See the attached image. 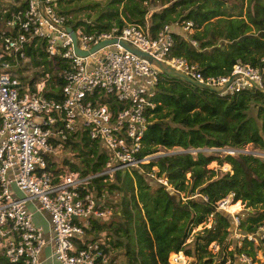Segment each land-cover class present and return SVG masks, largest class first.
Listing matches in <instances>:
<instances>
[{
    "label": "built area",
    "instance_id": "obj_1",
    "mask_svg": "<svg viewBox=\"0 0 264 264\" xmlns=\"http://www.w3.org/2000/svg\"><path fill=\"white\" fill-rule=\"evenodd\" d=\"M58 1L42 0L51 21L41 12L39 0L29 1L22 20L12 15L0 21V264H48L43 252L51 242L54 247L48 258L59 264H112L102 247L108 244L106 234L94 238L87 232L93 220L114 214L113 200L107 192L97 193L96 180L112 182L118 172L139 168L147 178L173 187L157 167L142 166L156 154L138 156L162 73L174 69L194 84L222 94L248 88L264 91V76L251 65L238 63L230 76L210 78L186 57H169L172 25H165L155 37L149 22L101 34H88L80 26L75 30L81 50L118 38L148 52L153 60L120 43L80 56L62 28L67 24L56 12ZM183 32L187 38L194 32L191 21L183 24ZM43 52L54 65L59 58L67 61L60 70L61 83L51 72L31 76V57ZM51 85L55 88L49 89ZM82 134L107 152L103 170L83 174L63 165H58L61 171L53 168L52 159L74 156L72 143ZM232 200L234 194L219 201L217 208L227 209ZM39 216L47 220L48 228ZM234 217L240 225L239 216ZM239 237L264 245V224ZM182 253H173L169 263L183 264ZM240 255L242 262L250 263V256Z\"/></svg>",
    "mask_w": 264,
    "mask_h": 264
},
{
    "label": "trees",
    "instance_id": "obj_2",
    "mask_svg": "<svg viewBox=\"0 0 264 264\" xmlns=\"http://www.w3.org/2000/svg\"><path fill=\"white\" fill-rule=\"evenodd\" d=\"M12 1L5 6L0 2V21L12 15L23 19L30 0ZM82 1L61 0L56 4L57 14L75 29L83 26L88 34H101L149 22L155 37L165 25L191 21L194 32L188 38L172 34L169 57H186L210 78L230 76L238 63L251 65L264 76V0ZM83 9L97 10L90 22L76 13ZM45 62L54 81L61 83L60 70L67 61L59 58L56 65L48 59ZM48 96L59 97L52 92ZM153 100L156 107L148 111V129L138 156L157 154L165 148V154L142 166L146 170L157 167L158 174L166 176L173 187L147 178L137 168L118 172L112 182L96 180L99 195L107 192L112 198L117 194L119 200L111 203L113 211L116 208L114 215L93 220L88 234L98 238L107 232L108 244L102 246L105 254L121 248L127 264H170V256L181 252L188 257L196 255L198 264H226L228 260L236 264L235 256L240 254L255 259L260 246L248 239L228 250L235 217H229V212L218 209L217 204L234 194V200H241L249 209L241 226L249 233L256 232L264 220V159L252 154L221 158L190 150L249 144L264 150V91L248 88L222 94L164 72ZM73 145V157L80 162L67 160L65 168L83 174L103 170L109 156L98 142L82 134ZM217 160L229 163L233 172L217 175L209 169L208 165ZM200 225L203 228L193 236ZM192 236L193 247L188 243ZM214 242L221 260L209 249Z\"/></svg>",
    "mask_w": 264,
    "mask_h": 264
},
{
    "label": "rangeland",
    "instance_id": "obj_3",
    "mask_svg": "<svg viewBox=\"0 0 264 264\" xmlns=\"http://www.w3.org/2000/svg\"><path fill=\"white\" fill-rule=\"evenodd\" d=\"M87 1H93V0H83L81 3L83 2H87ZM0 2H2V6H5L9 3H13L12 0H0ZM246 2V1H245ZM244 8L246 10V5L244 4ZM77 14H79V16L81 18H84V19H87L86 21L90 22L91 20H89L90 18H94L95 14L97 13V10L95 9H83L81 11H77L76 12ZM86 13H90V16H88ZM2 21V20H1ZM177 25L182 33H183V24L181 23H177L175 24ZM46 55L45 53L43 52V54H35V55H32L31 57V65L33 67V71H32V75L31 76H41L44 71L48 72V69H47V63L45 62L46 61ZM27 66V64H24ZM26 66H24V70L27 68ZM55 73V72H54ZM53 75V73H51ZM49 89H52L51 86L49 87ZM79 140V139H78ZM73 144V143H72ZM74 146V145H72ZM72 154L74 155L75 153V150L72 149ZM178 150H181V149H178ZM198 151H202L206 154H214L216 156H220L221 158L225 157L227 154H232V155H236L238 156L239 154H252V155H255L257 157H260L261 159H264V150H259L257 148H254L251 144L249 145H246L242 148H230V147H224V148H202L200 150H197V149H194V150H190L191 153L193 154H196ZM167 152V150L165 148H160V151L156 154V156H159V155H162V154H165ZM67 160H70V161H73L75 163H79L80 162V159L78 157H67V158H62L60 160H56V159H52L51 160V164L52 166H54L53 168H56L58 170L59 167L58 165H65V162ZM57 163V164H56ZM208 168L211 169V170H215L216 171V174L220 175V174H223V173H226V172H233L232 170V166L227 163V162H223L222 164L219 163V161H213L211 162L209 165H208ZM65 170H68V168H65ZM134 168H131L130 171H132ZM139 170V168H137ZM61 171V170H60ZM190 176V174H188V177ZM185 193L182 194V196H184ZM111 200H113L114 202L111 201L112 204H116V202L119 200V195H115L113 196L112 198H110ZM241 206H239V204ZM230 207V209H229ZM116 210V208H115ZM114 210V212H115ZM225 211L229 214V217H233V215H238L240 220L244 218V216L246 214H248L249 212V209L246 207V205L241 201V200H238V201H235V200H232V202L229 204V206L227 207V209H225ZM114 215V214H113ZM38 220L41 221V218L40 216L38 217ZM264 224V220L262 222ZM261 223V224H262ZM211 223L209 222L208 225H210ZM203 228L202 225L198 226L197 228L194 229V231L192 232V235L194 236V234L201 230ZM105 233V232H103ZM107 233V232H106ZM105 233V234H106ZM245 233H249L246 231V229L244 227L241 226V223L240 225H236L234 224L233 228H231V235H230V238H229V242H228V250H233L235 248L236 245L240 246L242 245V237H239L240 234H245ZM191 237L189 240H188V243L191 247H193V239L194 237ZM112 237V236H111ZM259 243L257 242H254L256 246H260V248L257 249V252H256V258H252L250 257V263L249 264H260L261 262L264 261V245H263V242L262 241H258ZM209 249L211 250V252L213 254H216L218 260H221L219 254V247L218 245L214 243H212L210 246H209ZM182 255L184 256V261H183V264H198V259H197V256L196 255H193V256H186L184 253H182ZM237 256V255H236ZM235 258H238V260L236 259V264L237 262H241V264H245L244 262L241 261V259L239 258V256H237ZM241 256V255H240ZM110 258V262L111 260L113 259V262L114 264H127V261H126V256H125V252L123 249H116V250H113V252L108 256ZM231 258V257H230ZM170 260V259H169ZM172 261V259H171ZM220 261H217L216 264H219ZM112 263V262H111ZM235 263V261H234ZM226 264H230V261L228 260Z\"/></svg>",
    "mask_w": 264,
    "mask_h": 264
},
{
    "label": "water",
    "instance_id": "obj_4",
    "mask_svg": "<svg viewBox=\"0 0 264 264\" xmlns=\"http://www.w3.org/2000/svg\"><path fill=\"white\" fill-rule=\"evenodd\" d=\"M39 6H40V10L41 12L43 13V15L48 19V20H52L50 17L46 16L45 13H44V6H43V2L42 0H39ZM62 28L64 30H66L69 35L71 36V38L73 39V45H74V49H75V52L80 55V56H87V55H90L91 53H94L96 51H98L99 49H101L102 47L106 46V45H109L111 43H120L122 46H124L125 48H127L128 50L138 54V55H143V56H146L148 58H150V60H153L152 56L148 53V52H144L134 46H132L131 44H129L128 42L124 41V40H121V39H118V38H113V39H108V40H104V41H101L99 44L95 45L93 48H91L90 50H81L79 47H78V43H77V33H76V30L73 26H69V25H65V26H62ZM161 68L165 71L168 72V70L166 69V67L161 63L159 62ZM172 74H176V75H180L177 71H175L174 69H171L170 71ZM182 77L184 79H186L187 81L189 82H193L191 81L190 79H188L186 76H183ZM193 83H196V82H193ZM231 83V80L228 82V85ZM203 87H206V86H203ZM207 88V87H206Z\"/></svg>",
    "mask_w": 264,
    "mask_h": 264
},
{
    "label": "crops",
    "instance_id": "obj_5",
    "mask_svg": "<svg viewBox=\"0 0 264 264\" xmlns=\"http://www.w3.org/2000/svg\"><path fill=\"white\" fill-rule=\"evenodd\" d=\"M172 30L176 33L184 34V32L182 33L181 29L177 25H172ZM41 220H42V225H44L46 228H48L49 223L47 222V220H44L43 218H41ZM53 247H54L53 242L49 243L43 252V257L46 259L48 264H59L56 260H54L52 258H48L50 256V253L53 250Z\"/></svg>",
    "mask_w": 264,
    "mask_h": 264
},
{
    "label": "bare ground",
    "instance_id": "obj_6",
    "mask_svg": "<svg viewBox=\"0 0 264 264\" xmlns=\"http://www.w3.org/2000/svg\"><path fill=\"white\" fill-rule=\"evenodd\" d=\"M229 209H230V207H229Z\"/></svg>",
    "mask_w": 264,
    "mask_h": 264
}]
</instances>
